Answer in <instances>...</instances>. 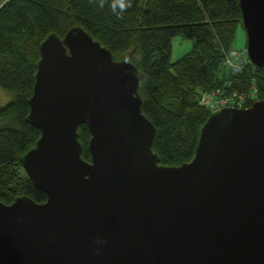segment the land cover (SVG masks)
<instances>
[{
  "label": "water",
  "instance_id": "water-1",
  "mask_svg": "<svg viewBox=\"0 0 264 264\" xmlns=\"http://www.w3.org/2000/svg\"><path fill=\"white\" fill-rule=\"evenodd\" d=\"M240 6L263 67L264 0ZM138 88L82 27L43 39L26 118L40 136L21 162L46 200L0 201V264H264V100L211 112L193 158L165 165Z\"/></svg>",
  "mask_w": 264,
  "mask_h": 264
},
{
  "label": "trees",
  "instance_id": "trees-1",
  "mask_svg": "<svg viewBox=\"0 0 264 264\" xmlns=\"http://www.w3.org/2000/svg\"><path fill=\"white\" fill-rule=\"evenodd\" d=\"M121 2L0 0V86L11 95L0 105L1 202L18 196L46 200L21 158L40 136L26 118L39 45L48 33L62 38L70 28L82 27L115 60L126 59L138 69L141 109L155 126L152 150L161 164L181 165L193 158L200 128L211 114L200 103L203 92H248L255 86L256 100H264V66L249 62L234 72L224 65V50L234 48L237 29L244 26L240 0H131V7L118 15ZM176 35L192 39L193 46L171 61ZM89 139V129L80 124L78 140L86 160Z\"/></svg>",
  "mask_w": 264,
  "mask_h": 264
},
{
  "label": "built area",
  "instance_id": "built-area-1",
  "mask_svg": "<svg viewBox=\"0 0 264 264\" xmlns=\"http://www.w3.org/2000/svg\"><path fill=\"white\" fill-rule=\"evenodd\" d=\"M224 65L234 72L243 71L251 62L247 50L229 48L224 50ZM257 89L253 86L251 91H232L223 89L203 92L200 103L211 112L224 107L245 108L252 101L257 99Z\"/></svg>",
  "mask_w": 264,
  "mask_h": 264
},
{
  "label": "rangeland",
  "instance_id": "rangeland-1",
  "mask_svg": "<svg viewBox=\"0 0 264 264\" xmlns=\"http://www.w3.org/2000/svg\"><path fill=\"white\" fill-rule=\"evenodd\" d=\"M247 32L244 26L240 25L237 29L233 47L239 50H247ZM171 61H175L189 52L193 46V40L184 37L183 35H176L171 40ZM11 100V95L0 86V105L4 106ZM1 126V124H0Z\"/></svg>",
  "mask_w": 264,
  "mask_h": 264
},
{
  "label": "clouds",
  "instance_id": "clouds-1",
  "mask_svg": "<svg viewBox=\"0 0 264 264\" xmlns=\"http://www.w3.org/2000/svg\"><path fill=\"white\" fill-rule=\"evenodd\" d=\"M104 0H101V6H103ZM128 7H131V0H122L120 4V12L118 15H122L124 11L127 10ZM115 11V7L113 9Z\"/></svg>",
  "mask_w": 264,
  "mask_h": 264
}]
</instances>
